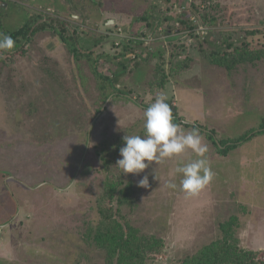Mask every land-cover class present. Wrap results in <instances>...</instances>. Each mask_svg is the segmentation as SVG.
<instances>
[{
    "label": "rangeland",
    "instance_id": "rangeland-1",
    "mask_svg": "<svg viewBox=\"0 0 264 264\" xmlns=\"http://www.w3.org/2000/svg\"><path fill=\"white\" fill-rule=\"evenodd\" d=\"M153 1L0 0L4 29L15 30L32 16L36 24L64 20L80 50L74 56L50 26L11 53L0 50V264H101L93 248L90 259L81 256L87 247L78 230L83 216L95 223L101 218L93 199L106 176L100 153L107 147L99 144L123 147L125 135L144 136V111L160 93L182 122L203 126L198 134L214 177L196 196L180 189V175L172 174L178 164L198 158L190 149L139 174L117 167L123 179L132 180L140 207L130 215L123 207L122 213L163 242L143 264H180L214 240L219 223L233 216L240 246L254 264H264V129L258 127L264 116V53L225 70L208 64L206 44L179 24V31L152 37L149 60L122 72L117 87L126 96L103 99L97 72H118L119 57L129 65L124 46L144 51L150 45L139 17ZM212 1L208 29L224 37L243 33L250 50L264 52V0ZM189 13L182 18L188 20ZM155 16L160 18L158 10ZM135 52L133 60L143 61L146 53ZM178 126L185 133L195 129ZM211 130L215 139L249 134L222 155L207 136ZM145 175L147 188L139 185ZM170 180L177 188L168 187ZM111 203L106 196L104 204Z\"/></svg>",
    "mask_w": 264,
    "mask_h": 264
},
{
    "label": "trees",
    "instance_id": "trees-1",
    "mask_svg": "<svg viewBox=\"0 0 264 264\" xmlns=\"http://www.w3.org/2000/svg\"><path fill=\"white\" fill-rule=\"evenodd\" d=\"M170 2H172L173 6L170 5ZM161 3H163V5L165 4L166 10L161 6ZM151 4L152 7L146 12L144 11L139 17V20L143 23L145 35L150 34L155 36V41L162 36L164 37V34L174 33V29L179 31L178 26L180 24L186 26L183 32L187 33L189 37L195 36L202 46L203 43L206 44L209 51L208 53L206 52L205 56L208 64L218 65L225 70L232 71L238 68L243 60H258L262 58L261 56L264 52L258 48L250 50L248 48L249 43L245 40V35L243 33L231 31L228 33V37H224L223 33H220L217 28L208 29L207 34L203 36H200L199 33L196 32V27L199 24L210 25L209 20L212 19V16L209 14V8L214 5L212 0H191L190 2L184 0H154ZM179 9H182V11L177 12ZM156 10L160 12V18L155 16ZM189 11L191 13H189ZM171 12H173V14H171ZM187 12L195 17V21L190 19L184 20L182 18V15ZM37 18L38 17L32 16L30 18L31 20H28L23 26L12 31L4 29L0 19V34L9 35L15 41V46L11 50H5L6 52L11 53L19 49L23 44L29 41L32 35L37 31L46 26H50L61 42L69 49V52L74 56L80 54V50L74 42L75 37L64 20L51 19L50 21L36 24ZM210 34H212L213 37H210ZM76 36L78 37V35ZM153 41L150 45L144 46V51L143 49L136 50L135 48H126V46H124V50L121 53L124 57H127L129 65L125 66L119 57L118 62L114 63L122 68H120L118 72L113 71L111 75H102L97 72L103 85L101 87L105 94L103 99L113 93L114 98L126 96V94H128L126 89L124 91V89H120L119 86L117 87L120 78L124 75L122 72L129 70L130 67H138L143 64L144 61L149 60L150 55L153 53L151 47ZM135 42L141 43V41L137 40H135ZM130 45L131 44H129V46ZM135 51L146 53L143 61L136 62L133 60L137 57ZM122 54H120V56L123 57ZM95 63L96 62H94L93 65H95ZM159 65L160 63H158L156 67L158 68ZM121 90H123V92ZM169 106L172 108L173 123L177 125L184 124V126L204 131V128H202L203 126L196 124V122L193 124L182 122L181 116L176 113L175 108L170 104ZM260 123L258 127L263 130L264 116H262ZM245 133L234 140H225L224 138L215 139V133L213 134L212 130L207 131V136L211 139L216 149L222 155H225L236 147L237 144H234L235 142H240L247 137L249 133ZM116 143L117 142L113 145L99 144L103 147H107V149L100 153L102 168L106 176L101 183L98 184V191H100L101 194L99 193V195L93 199V204L98 208L101 218L95 223L91 220L90 215L86 218L83 216V225L78 226V230L79 233L81 232V239L87 248L84 249L81 256L85 257L86 260L90 259L88 254L91 248H93L103 257L101 264H143L145 256L150 252L160 251L163 242L156 235L139 230V227L132 225V221L129 223L131 216L128 218L126 214L130 215L140 208L139 198L134 193L133 182L130 177L123 179V175L117 173L119 167L116 165V162L121 158L119 151L121 147ZM106 196L113 204H104ZM123 207L128 213H122ZM238 224L239 222L236 220L235 216H233L230 221L219 223V233L216 235L215 239L201 246V248L191 256L184 258L180 264H254L252 256L240 246Z\"/></svg>",
    "mask_w": 264,
    "mask_h": 264
},
{
    "label": "clouds",
    "instance_id": "clouds-1",
    "mask_svg": "<svg viewBox=\"0 0 264 264\" xmlns=\"http://www.w3.org/2000/svg\"><path fill=\"white\" fill-rule=\"evenodd\" d=\"M14 46L15 41L11 36L0 34V50H11ZM166 100V95L160 93L144 111V136L123 137L125 143L119 150L121 158L116 165L123 174H139L153 162L161 163L190 149L198 158L178 164L172 175H180L179 187L187 196H196L214 177L209 162L204 158L207 145L202 143L199 129L185 133L173 123L172 108ZM139 185L149 187L147 175L140 179ZM168 187L175 189L177 184L170 180Z\"/></svg>",
    "mask_w": 264,
    "mask_h": 264
},
{
    "label": "built area",
    "instance_id": "built-area-1",
    "mask_svg": "<svg viewBox=\"0 0 264 264\" xmlns=\"http://www.w3.org/2000/svg\"><path fill=\"white\" fill-rule=\"evenodd\" d=\"M180 10V9H179ZM182 11V9L179 11V12H181ZM188 19H190V20H194L195 19V17L192 15V14H190V16L188 17ZM195 21V20H194ZM208 30V27L205 25V24H199L197 27H196V32L197 33H199V35L200 36H203V35H205V34H207V31ZM146 36H148V35H146ZM152 35H149L148 37H147V39H146V42L148 41L149 42V44L153 41L152 40ZM192 39V38H191Z\"/></svg>",
    "mask_w": 264,
    "mask_h": 264
}]
</instances>
